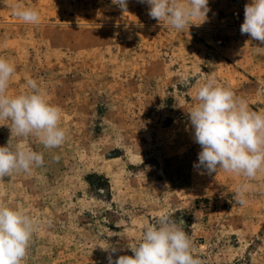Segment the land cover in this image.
Segmentation results:
<instances>
[{"label":"rangeland","instance_id":"1","mask_svg":"<svg viewBox=\"0 0 264 264\" xmlns=\"http://www.w3.org/2000/svg\"><path fill=\"white\" fill-rule=\"evenodd\" d=\"M250 2L209 0L207 19L178 32L139 0L126 11L113 0H0V57L15 66L7 93L35 79L66 132L53 149L12 136L44 156L0 179V203L37 223L22 264H108L104 248L133 255L127 244L165 215L185 222L204 264H264V172L194 168L201 148L188 114L213 76L264 113V44L240 32ZM17 5L38 11L39 25L18 19ZM241 184L244 206L234 201Z\"/></svg>","mask_w":264,"mask_h":264},{"label":"clouds","instance_id":"2","mask_svg":"<svg viewBox=\"0 0 264 264\" xmlns=\"http://www.w3.org/2000/svg\"><path fill=\"white\" fill-rule=\"evenodd\" d=\"M139 2L149 6L150 18L159 24L166 22L178 32L200 24L193 23V18L204 22L210 11L209 0ZM113 3L127 10V0H113ZM14 15L30 25H39L41 19L38 11L21 9L19 5L15 6ZM240 32L264 44V0L245 4ZM258 49L264 50V47ZM14 73V64L0 57V120L10 121L7 126L11 131L7 144L0 146V179L29 173L34 166L44 165L43 153L27 146H14L13 135L35 137L47 149L61 146L66 139V132L60 127L61 109L46 99L35 79L26 81L28 90L8 95ZM193 99L194 106L188 114L194 141L201 148L193 167L209 175L219 168L246 178H255L258 172H264V113L251 110L246 100L230 88L218 85L214 76L199 86ZM244 193L245 185L241 184L234 195L235 203L240 206L246 203ZM36 227V221L27 212L0 203V264H22ZM111 236L120 234L113 232ZM193 247L185 222L165 215L156 224L146 226L137 243L127 244L133 255L113 259V254L122 249L109 244L104 250L110 249L108 264H204L199 256L193 255Z\"/></svg>","mask_w":264,"mask_h":264}]
</instances>
